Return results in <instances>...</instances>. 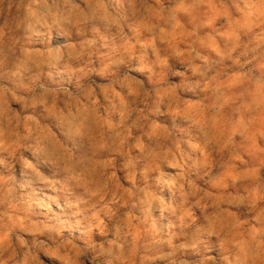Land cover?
<instances>
[{
	"label": "clouds",
	"instance_id": "obj_1",
	"mask_svg": "<svg viewBox=\"0 0 264 264\" xmlns=\"http://www.w3.org/2000/svg\"><path fill=\"white\" fill-rule=\"evenodd\" d=\"M0 264H264V0H0Z\"/></svg>",
	"mask_w": 264,
	"mask_h": 264
}]
</instances>
